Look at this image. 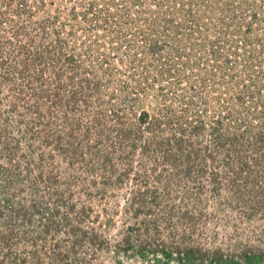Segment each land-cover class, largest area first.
Segmentation results:
<instances>
[{"label": "rangeland", "instance_id": "374dc122", "mask_svg": "<svg viewBox=\"0 0 264 264\" xmlns=\"http://www.w3.org/2000/svg\"><path fill=\"white\" fill-rule=\"evenodd\" d=\"M0 264H264V0H0Z\"/></svg>", "mask_w": 264, "mask_h": 264}]
</instances>
